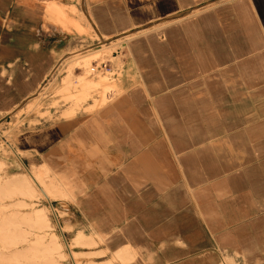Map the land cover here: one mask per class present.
Listing matches in <instances>:
<instances>
[{"label":"crops","instance_id":"0c3cea01","mask_svg":"<svg viewBox=\"0 0 264 264\" xmlns=\"http://www.w3.org/2000/svg\"><path fill=\"white\" fill-rule=\"evenodd\" d=\"M68 6L100 37L145 33L113 55L105 106L67 118L61 103L22 128L13 174L47 164L66 182L70 199L52 202L67 234L98 239L83 251L104 252L98 262L122 251L113 264H264V0ZM81 43L39 4L0 0V111Z\"/></svg>","mask_w":264,"mask_h":264},{"label":"rangeland","instance_id":"374dc122","mask_svg":"<svg viewBox=\"0 0 264 264\" xmlns=\"http://www.w3.org/2000/svg\"><path fill=\"white\" fill-rule=\"evenodd\" d=\"M29 1L39 4L47 20L58 24L60 29L65 32L72 33L74 29L81 38V44L88 43V45L76 47L72 53L66 55L36 94L30 96L12 110L0 111V134L6 136L16 150L21 146L17 143V136L27 131H24L22 128L34 125L36 123V115L37 117L50 115L49 110L51 107L55 111L63 103L65 107L72 105L73 107L70 110L74 112V108H79L82 103L88 102V100L93 101L95 106L87 109V111L95 112L105 106L111 99L109 98L111 93L116 90V76L108 73H94L92 68L101 63L113 62V55L120 53L121 47H124L133 38L145 33L140 31V33L132 36V33L138 31V29H135L116 37H100L90 26L88 19L81 9L72 10L71 8L76 7L67 6L65 8L67 11H65L64 19L72 20V18H77L75 17L76 15H79L85 23L84 27L76 26L75 21L74 25H71L53 12L54 15L50 10L52 4L59 5L62 3L68 5L77 0ZM78 1L79 3L82 2V0ZM86 37L89 38L87 42L82 40ZM67 76L70 79L68 84L67 81L65 82ZM44 111L46 113H42ZM73 114L65 112L63 115L69 118ZM26 120L29 121L25 122ZM18 152L20 154V151ZM16 156L10 146L0 136V264H73L69 257L61 258L58 263H55L53 261L50 262L44 255L45 247L52 239L54 233L58 235V240L62 244V254L67 252L64 247L65 240L70 242L73 238V233L67 234L66 232H62L57 225L58 222L51 207L60 216V225L67 227L64 226L63 222L65 214L58 205L52 201H48L41 194L30 197L19 190L5 186L10 181L20 179L23 174L27 173L26 170L23 173L13 174L18 171V168L11 166L9 163H14L13 161ZM50 179L49 175L46 176L48 182ZM43 207H46L50 211L48 212V219L54 225L52 230L46 227L39 228L34 226L28 220L29 216L37 209ZM2 229L7 231L8 234L6 236L2 234ZM8 247L18 250L15 257L7 254ZM84 247L90 248L95 247V245ZM84 247L73 249L80 252L78 260L83 264H87L92 260L99 261L98 257L104 255V252L83 253Z\"/></svg>","mask_w":264,"mask_h":264},{"label":"bare ground","instance_id":"6f19581e","mask_svg":"<svg viewBox=\"0 0 264 264\" xmlns=\"http://www.w3.org/2000/svg\"><path fill=\"white\" fill-rule=\"evenodd\" d=\"M51 6H50L51 8L50 10L52 11V13L53 12L56 13L65 21L70 20V19L67 20L64 19L65 11H67V9L65 8L68 5L61 3L59 5L52 4ZM68 7H73V6H68ZM71 9L75 10L76 8H71ZM75 25L80 26V24L76 21H75ZM134 35L135 34L132 33V36ZM68 78H69L68 76L67 78H65L66 79L65 82L67 81V84L70 82V79ZM69 113L72 114L74 112L73 110H70ZM0 136L3 138L5 143L10 146L13 152L16 155H19V152L16 149H14L8 138L2 134H0ZM51 174H52V169L47 164H44L39 167L32 166L30 169L27 170L26 174L22 175V178L17 180H12L9 183L5 184V186L13 188L15 190H19L21 193L29 195L30 197H33L36 194L38 195L41 194L48 201H52L60 198L70 199L66 182L62 179H59L58 176L56 175L51 176ZM48 175L51 178L49 182L46 180V176ZM51 208L53 214L57 219L58 222L57 225L59 226L60 230L62 232H66L67 230H69V227H63L60 225L59 223L60 216L56 214V210L53 207ZM48 212L50 211L46 207L39 208L31 216H29L28 220L34 226H37L39 228L46 227L47 229L49 228L52 230L54 225L51 224L48 219ZM2 234L6 236L8 233L6 230L2 229ZM58 239H59L58 235L54 233L52 239L48 242L47 246L45 247L44 255L47 259L50 260V262L53 261L55 263H58L61 258L69 257L72 260L73 264H83L80 260H78V255L80 254V252L75 251L73 249L77 247L93 246L98 243L97 239L94 238L93 236H87L84 233L79 232L75 238L71 239L70 242L65 240L64 247L66 248L67 252L65 254H62V244H60V241ZM17 252H18L17 249L8 247V251H7L8 255L15 257L17 255ZM123 255L124 254H122V251H118L114 253L113 257L108 261L98 262L92 260L87 264H113L114 259H122Z\"/></svg>","mask_w":264,"mask_h":264},{"label":"built area","instance_id":"2783aa9c","mask_svg":"<svg viewBox=\"0 0 264 264\" xmlns=\"http://www.w3.org/2000/svg\"><path fill=\"white\" fill-rule=\"evenodd\" d=\"M92 71L94 73H103V74H113V76H116V69L111 64V62L107 63H101L100 65H96L92 68Z\"/></svg>","mask_w":264,"mask_h":264}]
</instances>
